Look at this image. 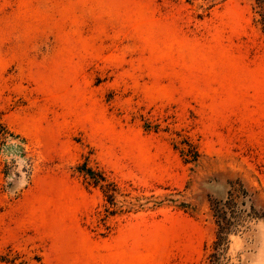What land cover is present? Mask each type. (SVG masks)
I'll use <instances>...</instances> for the list:
<instances>
[{
  "label": "rangeland",
  "instance_id": "obj_1",
  "mask_svg": "<svg viewBox=\"0 0 264 264\" xmlns=\"http://www.w3.org/2000/svg\"><path fill=\"white\" fill-rule=\"evenodd\" d=\"M262 14L0 0V264H210L237 182L217 264H264Z\"/></svg>",
  "mask_w": 264,
  "mask_h": 264
},
{
  "label": "trees",
  "instance_id": "obj_2",
  "mask_svg": "<svg viewBox=\"0 0 264 264\" xmlns=\"http://www.w3.org/2000/svg\"><path fill=\"white\" fill-rule=\"evenodd\" d=\"M256 2L264 10V0H256ZM261 24L264 29V14H262ZM248 201L251 202V213L244 217L246 211L242 209V206H246ZM255 211L253 196L241 182L232 184L227 200L216 202L213 205L217 237L213 244L214 252L210 255V264L219 262L227 250L229 235L238 231L237 229L243 225L246 217H260Z\"/></svg>",
  "mask_w": 264,
  "mask_h": 264
}]
</instances>
